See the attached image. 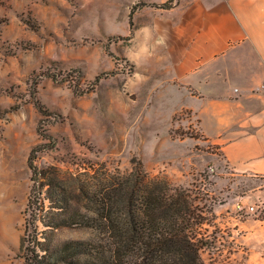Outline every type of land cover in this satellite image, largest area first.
Here are the masks:
<instances>
[{
  "label": "rangeland",
  "instance_id": "rangeland-1",
  "mask_svg": "<svg viewBox=\"0 0 264 264\" xmlns=\"http://www.w3.org/2000/svg\"><path fill=\"white\" fill-rule=\"evenodd\" d=\"M143 1L166 0H0V264H25L27 218L40 241L105 242L92 226L52 229L48 197L37 218L25 213L33 184L28 157L47 140L39 128L56 139L38 153L41 182L58 175L85 214L95 216L98 205L83 185L125 182L143 166L185 191L196 221L204 220L191 230L205 264H252L235 224L264 218L263 199L254 194L264 178L229 169L220 144L199 127L192 109L199 100L187 84L195 76L188 69L210 59L200 35L214 0L132 13ZM145 255L132 253L127 264H150Z\"/></svg>",
  "mask_w": 264,
  "mask_h": 264
},
{
  "label": "trees",
  "instance_id": "trees-1",
  "mask_svg": "<svg viewBox=\"0 0 264 264\" xmlns=\"http://www.w3.org/2000/svg\"><path fill=\"white\" fill-rule=\"evenodd\" d=\"M180 1H143L133 7L132 13L136 7L146 5L170 9ZM133 25L131 14L132 29ZM100 78L97 75L96 80ZM35 104L42 113L49 111L36 96ZM39 131L47 140L34 145L28 157L33 184L25 213L37 218L48 197L52 201V229L92 226L104 233L105 242L74 239L58 243L50 237L40 241L36 228L30 231L35 221L27 218L25 264H127V256L136 252L144 257L149 253L150 264H205L198 236L191 230L204 220L196 221L185 191L164 177H150L139 166L125 182L111 181L96 188L83 185L82 190L98 205L95 216H89L75 207L72 190L58 175L41 182L46 174L36 162L38 153L55 147L56 139L45 129ZM45 184L49 187L46 196H42Z\"/></svg>",
  "mask_w": 264,
  "mask_h": 264
},
{
  "label": "crops",
  "instance_id": "crops-1",
  "mask_svg": "<svg viewBox=\"0 0 264 264\" xmlns=\"http://www.w3.org/2000/svg\"><path fill=\"white\" fill-rule=\"evenodd\" d=\"M214 3L200 35L213 61L199 58L200 67L188 69L197 77L187 82L199 100L192 109L232 172L264 178V0ZM254 194L264 202V185ZM238 221L235 230L248 247V260L264 264V218Z\"/></svg>",
  "mask_w": 264,
  "mask_h": 264
},
{
  "label": "built area",
  "instance_id": "built-area-1",
  "mask_svg": "<svg viewBox=\"0 0 264 264\" xmlns=\"http://www.w3.org/2000/svg\"><path fill=\"white\" fill-rule=\"evenodd\" d=\"M250 209H251V210H255V206L252 205V206L250 207Z\"/></svg>",
  "mask_w": 264,
  "mask_h": 264
}]
</instances>
